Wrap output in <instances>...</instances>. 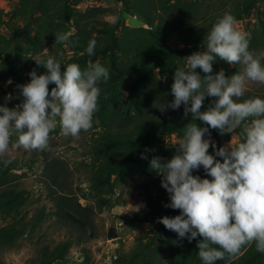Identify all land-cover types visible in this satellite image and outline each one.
Masks as SVG:
<instances>
[{"label":"rangeland","instance_id":"1","mask_svg":"<svg viewBox=\"0 0 264 264\" xmlns=\"http://www.w3.org/2000/svg\"><path fill=\"white\" fill-rule=\"evenodd\" d=\"M128 1L132 6L140 2L151 16L158 15L155 25L161 23V13L164 22L177 24V29L185 32L204 29L208 34L213 24L229 13L238 21L237 30L247 34L249 50L259 56L264 64V0L254 3H251L252 0ZM163 4L167 6L166 10L157 13L156 9ZM78 19L82 25L80 28L76 23ZM116 22L120 23L118 29H115ZM124 26L151 28L143 16L125 11L120 0H0V69L19 71L22 75L20 85H23L30 82L29 73L33 70L38 75L47 71L43 66H37L36 58H60L65 61L62 69L70 63L85 69L89 62L100 61L109 69V79L106 83L99 82L98 85L102 86L98 87L110 91L109 87L113 86L119 90L103 116L105 122H109V131L121 133L124 130L119 128V124L123 123L120 119L131 96L127 87L130 80L119 68L116 69L113 58H118L120 51L111 47ZM67 32H71V36L66 47L54 44L55 34ZM83 35L88 43L92 39L97 41L92 56L69 44ZM164 45L186 49L183 42L168 41ZM205 45H200L194 51L205 50ZM187 56L190 55L180 53L167 60L168 69L176 71L177 67H185ZM221 69L230 77L242 72L243 66L214 61L212 74ZM196 71L202 78L206 75L200 68ZM174 73L169 75L170 83H174ZM148 77L149 85L158 83L159 79L163 82L167 80L160 68L152 70ZM10 81H15L13 75L0 74L1 104L8 100L9 93L5 94V90ZM145 86H142L140 99L145 97ZM52 87L55 85H50V90ZM21 92L19 87L15 95L24 99ZM249 93L264 98V84L249 81L245 95ZM17 105L20 104L12 108ZM201 110L205 111L203 108ZM102 123L95 113L92 128L87 132L82 131L79 138L65 137L57 127L50 135L47 150L26 151L9 147L3 156L5 161L13 164L6 175L8 187L26 191V199L13 208V213L23 214L27 223L42 209L45 216L34 229L28 224L26 232L14 242L0 246V264H39L48 258L50 251L65 241L69 242L68 252L64 258L52 264H142L143 251L148 259L147 264H183L178 257L177 246L172 247L167 241L187 243L158 222L155 211L170 203V197L162 187L161 177L150 168V161L154 157H160L162 161H167L168 155L173 157L183 136L177 133L157 134L154 140L158 149L156 154L142 140L122 144L116 142L107 152L95 154L92 147L105 130ZM124 128L129 129L130 124ZM216 132L219 137H210L216 146L219 143L221 147L230 144L232 133L221 135ZM240 139V129H237L233 144ZM12 140L14 142L16 136ZM209 152H215V149L210 147ZM107 162L114 166L105 168ZM108 171L111 176H108ZM203 171L201 167L193 174L200 176ZM179 214L176 210L165 208L168 217ZM11 221L12 217L8 214H0V227ZM112 231L115 232L113 237L110 236ZM202 239L200 237L198 243ZM250 247L242 248L238 257ZM198 252L197 246L186 252L196 255L191 257L192 264H202ZM180 254L184 255L185 251ZM259 254L255 264H264V253ZM236 258L218 260L216 264H228Z\"/></svg>","mask_w":264,"mask_h":264},{"label":"clouds","instance_id":"2","mask_svg":"<svg viewBox=\"0 0 264 264\" xmlns=\"http://www.w3.org/2000/svg\"><path fill=\"white\" fill-rule=\"evenodd\" d=\"M237 23L225 13L208 32L205 50L185 57V67H177L171 86L174 100L160 110H178L183 105L184 117L191 114L192 121L183 128L170 160L154 157L150 161L170 197L164 206L180 212L158 222L181 240L202 237L197 245L202 264L236 258L242 248L253 244L264 253V98L244 99L249 81L264 84V64L249 50V38L237 30ZM70 36L71 32L55 34L54 44L66 47ZM96 44L95 39L89 41V56L94 55ZM34 60L47 71L38 75L33 70L30 82L18 86L23 103L14 109L0 105V157L10 146L47 150L57 127L65 137L79 138L82 131H89L98 111V83L109 79V69L98 60L85 69L76 63L62 69L54 57ZM214 61L242 65L243 71L229 77L221 69L213 75ZM197 68L206 74L203 78ZM50 85L55 87L50 90ZM206 97L215 99L202 111ZM209 129L221 135L232 133L230 144L217 147ZM237 129L241 139L233 144ZM201 167L211 179L193 174Z\"/></svg>","mask_w":264,"mask_h":264},{"label":"trees","instance_id":"3","mask_svg":"<svg viewBox=\"0 0 264 264\" xmlns=\"http://www.w3.org/2000/svg\"><path fill=\"white\" fill-rule=\"evenodd\" d=\"M122 2L123 8L125 11L134 13V15H140L147 19V22L151 26L149 29H139L130 26H124L121 30V34L118 38L112 43V49H117L120 51L118 58H113L114 64H116V69L123 73L124 76H128L129 83L128 88L131 91V96L126 104V109L124 115L120 120H123V123L119 124V128L124 131L118 134L109 131V122H105V116L103 114L106 112L107 107L114 102L116 91L119 92L115 87L110 86L109 89H101L99 101H98V111L96 112L99 119L103 122L105 130L100 133L97 137V141L93 143V153L100 154L102 152H107L110 150L111 146L114 143H133L138 141H144L145 145L154 153H158L154 145V140L157 134H171L177 133L180 136L184 135L183 128L192 121L191 114L187 118L184 117V106L182 105L180 109L173 110L168 108L167 111L161 112L160 108L164 105L171 103L174 100V96L171 92L172 82L170 83L169 75L175 71L168 69L167 60L175 58L180 53H188L189 55L193 54L198 50L199 46L206 43L207 32L204 29H198L197 31L191 32L190 30L183 31V29L178 30L177 24L164 22L163 15L160 13L161 23L155 25V18H158V15L151 16L147 12L142 4H130L128 0H120ZM153 2L152 0H150ZM256 0H252L251 3H254ZM250 3V4H251ZM166 4V3H164ZM162 5L161 8L156 9L157 13L162 10H166L167 6ZM250 7V5H247ZM79 28L82 26L79 23V19L76 21ZM120 23L116 22L115 29L119 28ZM185 28V27H184ZM186 29V28H185ZM56 37L54 38V40ZM168 41H177L183 42L186 45V49H178L169 46H165ZM74 48H81L86 51L88 46V40L85 36H78L74 38L71 43H69ZM60 46V44H56ZM76 58V57H74ZM61 64L65 62L64 60L58 58ZM38 66V65H37ZM41 67V66H38ZM113 67V68H115ZM160 68L161 74L167 77L165 82L158 80V83L151 85L148 84L150 81L148 75L149 73L156 69ZM0 74L7 76L8 74L13 75L15 81H10L8 88L5 90V94L9 93V97L3 106L12 108L15 104H22L24 99L16 97V90L19 89V85L22 81V75L19 71L16 70H7L0 69ZM146 82L147 85H143ZM102 86V84H99ZM98 85V86H99ZM142 86H145L144 94L140 99L139 95L143 93ZM108 88V87H107ZM110 92V93H109ZM109 95H111L109 97ZM114 96V98H113ZM258 97L254 93H249L244 96V99ZM113 98V102H112ZM262 98V97H261ZM155 99V100H154ZM215 98L206 97L203 109L207 110L209 105L213 102ZM157 103V104H155ZM198 124L202 127V122L197 121ZM130 124L129 129H125L124 126ZM211 136L210 137H219L216 130L209 129ZM205 138H209L206 134ZM217 147H221L220 143ZM215 152H211L214 154ZM106 157V156H105ZM172 158L171 155L167 156V160ZM113 161V160H112ZM4 160L3 156L0 157V186H7V188L0 187V214L5 213L12 217V221L9 224H6L0 227V246L3 243H12L27 230V225L30 224L31 229H34L37 225L41 223L45 216L44 210L37 212L36 216L27 223L25 221V216L23 214L15 215L13 213V208L22 203L25 199V190H18L13 188V186L8 187V181L6 179L7 172L13 168V164ZM109 162V161H108ZM105 165V168H112V165L109 163ZM111 170V169H110ZM109 170V171H110ZM108 171V176H111V173ZM201 178H209L206 173L203 171L200 174ZM161 177V176H160ZM162 179V177H161ZM165 208L156 209L155 214L158 215V218H162L165 215ZM171 209V208H169ZM179 212V210H176ZM145 217V216H144ZM110 236H115V232L112 231ZM200 237L189 242L186 238L184 242L187 244H180L178 242L173 243L167 241L172 245L177 246L179 250L178 257L180 258L183 264H192L191 257L196 255L187 254L188 250L194 249ZM69 242L65 241L59 246L55 247L50 251L48 258L39 264H52L55 260L62 259L65 257L68 252ZM185 251L184 255L180 253ZM139 255V254H137ZM259 252L256 251L255 245L246 250V252L240 257L234 259L228 264H255L259 260ZM144 251L141 254L142 264H147L148 259L145 257ZM190 257V259H189ZM88 258V257H87Z\"/></svg>","mask_w":264,"mask_h":264}]
</instances>
